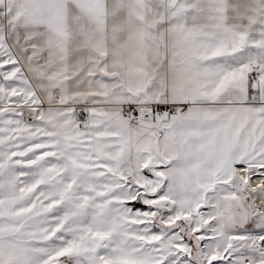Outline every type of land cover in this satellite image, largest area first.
<instances>
[{
  "label": "crops",
  "instance_id": "obj_1",
  "mask_svg": "<svg viewBox=\"0 0 264 264\" xmlns=\"http://www.w3.org/2000/svg\"><path fill=\"white\" fill-rule=\"evenodd\" d=\"M0 17L23 99L83 111L81 144L105 158L101 173L151 171L165 185L210 190L264 167V0H0ZM159 104L176 112L159 119ZM130 105L148 119L131 124ZM35 163L34 197L57 200L55 166Z\"/></svg>",
  "mask_w": 264,
  "mask_h": 264
},
{
  "label": "rangeland",
  "instance_id": "obj_2",
  "mask_svg": "<svg viewBox=\"0 0 264 264\" xmlns=\"http://www.w3.org/2000/svg\"><path fill=\"white\" fill-rule=\"evenodd\" d=\"M25 86L0 30V264H264V213L254 204L264 167L210 190L165 185L151 171L101 173L105 158L81 144L85 116L37 107L23 99ZM41 115L54 121L35 127ZM37 161L55 166L57 200L34 197Z\"/></svg>",
  "mask_w": 264,
  "mask_h": 264
},
{
  "label": "built area",
  "instance_id": "obj_3",
  "mask_svg": "<svg viewBox=\"0 0 264 264\" xmlns=\"http://www.w3.org/2000/svg\"><path fill=\"white\" fill-rule=\"evenodd\" d=\"M1 17H0V22H1ZM258 73L257 71L253 72L251 77L254 80H258ZM148 108H140L138 105H130L125 109V118L134 125H138L143 123L146 119H148V113H147ZM155 114V116L159 119L167 118L172 116L175 112L176 109L174 108L173 105L171 104H159L155 105L153 108H151ZM81 118H84V113L81 112L79 114Z\"/></svg>",
  "mask_w": 264,
  "mask_h": 264
},
{
  "label": "bare ground",
  "instance_id": "obj_4",
  "mask_svg": "<svg viewBox=\"0 0 264 264\" xmlns=\"http://www.w3.org/2000/svg\"><path fill=\"white\" fill-rule=\"evenodd\" d=\"M254 185L255 186L257 185V187L259 188L258 191L255 190L257 192V194L254 192V194L257 198L256 202L254 203L256 205L255 208L259 209V211L262 212V214H263L264 213V180L263 181H256V183H254Z\"/></svg>",
  "mask_w": 264,
  "mask_h": 264
},
{
  "label": "water",
  "instance_id": "obj_5",
  "mask_svg": "<svg viewBox=\"0 0 264 264\" xmlns=\"http://www.w3.org/2000/svg\"><path fill=\"white\" fill-rule=\"evenodd\" d=\"M260 214H261V212H260Z\"/></svg>",
  "mask_w": 264,
  "mask_h": 264
}]
</instances>
